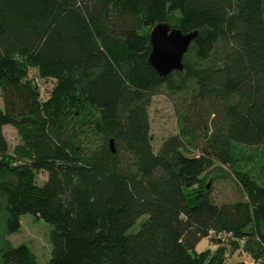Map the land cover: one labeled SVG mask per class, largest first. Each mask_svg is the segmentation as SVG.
Wrapping results in <instances>:
<instances>
[{"label":"trees","instance_id":"obj_1","mask_svg":"<svg viewBox=\"0 0 264 264\" xmlns=\"http://www.w3.org/2000/svg\"><path fill=\"white\" fill-rule=\"evenodd\" d=\"M165 22L197 35L161 77L150 33ZM0 90L6 232L24 214L51 226L49 260L23 243L3 264H227L230 246L252 260L236 264H263L264 0H0ZM164 90L184 104L156 152L149 108ZM218 163L243 199L211 198ZM204 238L214 247L197 251Z\"/></svg>","mask_w":264,"mask_h":264},{"label":"rangeland","instance_id":"obj_2","mask_svg":"<svg viewBox=\"0 0 264 264\" xmlns=\"http://www.w3.org/2000/svg\"><path fill=\"white\" fill-rule=\"evenodd\" d=\"M34 76H37L34 74ZM39 88L42 95L45 96L53 88V80H38ZM184 95L178 93H171L166 90L160 94L155 95L152 99V104L149 108L150 116V134L154 150L157 152L162 146L163 142L178 133V114L183 109ZM0 106L3 107V99L0 90ZM5 135L9 141L10 152L13 151L15 145L20 142V138L16 129L12 125L4 127ZM253 153H260L262 148H247ZM258 157V156H257ZM255 161L248 166V169L257 173L258 168L252 165ZM218 165V166H217ZM209 171V178L206 183L210 189V196L217 204L233 203L244 198L243 191L232 174L227 165L217 164ZM260 165L264 166V160L261 159ZM48 174L44 171L37 172V182L43 184L47 180ZM3 180L0 177V182ZM5 196L0 190V264H3L1 252L3 248L8 246H17L20 244H27L30 249L37 256L39 262H44L51 257V241L50 231L51 226L43 220L35 219L31 214H24L21 216V228L19 231L8 234L6 232V203ZM140 222L136 223L134 230H137ZM210 240V239H209ZM213 246L212 240L208 242L207 238L202 239L197 245V251H201L207 246ZM232 246L229 250L232 254L227 264H236L237 260H243V253L236 251L232 252ZM234 248V247H233ZM229 252V251H228ZM264 264V262H263Z\"/></svg>","mask_w":264,"mask_h":264},{"label":"water","instance_id":"obj_3","mask_svg":"<svg viewBox=\"0 0 264 264\" xmlns=\"http://www.w3.org/2000/svg\"><path fill=\"white\" fill-rule=\"evenodd\" d=\"M196 35V31L184 33L167 22L156 24L150 33L152 51L149 64L161 77H166L175 70L181 72L184 68V55Z\"/></svg>","mask_w":264,"mask_h":264},{"label":"built area","instance_id":"obj_4","mask_svg":"<svg viewBox=\"0 0 264 264\" xmlns=\"http://www.w3.org/2000/svg\"><path fill=\"white\" fill-rule=\"evenodd\" d=\"M244 258H245L244 260H246V262H248V263L252 261L251 258H250V256H245ZM255 264H261V263L260 262H257Z\"/></svg>","mask_w":264,"mask_h":264},{"label":"crops","instance_id":"obj_5","mask_svg":"<svg viewBox=\"0 0 264 264\" xmlns=\"http://www.w3.org/2000/svg\"><path fill=\"white\" fill-rule=\"evenodd\" d=\"M236 262H238V260Z\"/></svg>","mask_w":264,"mask_h":264},{"label":"bare ground","instance_id":"obj_6","mask_svg":"<svg viewBox=\"0 0 264 264\" xmlns=\"http://www.w3.org/2000/svg\"><path fill=\"white\" fill-rule=\"evenodd\" d=\"M254 264H255V262H254Z\"/></svg>","mask_w":264,"mask_h":264}]
</instances>
